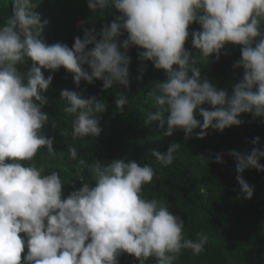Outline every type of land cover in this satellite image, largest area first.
Returning <instances> with one entry per match:
<instances>
[{
	"label": "clouds",
	"instance_id": "clouds-1",
	"mask_svg": "<svg viewBox=\"0 0 264 264\" xmlns=\"http://www.w3.org/2000/svg\"><path fill=\"white\" fill-rule=\"evenodd\" d=\"M87 7L101 16L113 9L119 15L99 33L84 28L83 38L76 37L71 48L43 40L45 24L34 0H13L12 13L0 26V264H119L124 253L139 264L153 258L157 264H175L185 249L199 256L207 237L185 239L184 221L162 202L144 197V186L156 175L151 164L113 160L87 165L80 158L94 182L70 191L59 172L45 174L36 166L41 150L49 157L57 154L54 140L43 134L50 118L42 109L49 104L45 94L54 79L46 78L44 70L65 69L77 87L81 81L101 80L105 91L128 88V50L138 48L141 63L150 61L167 74L155 84L152 94L159 107L147 120L161 128L166 124V136L180 129L186 139L203 140L210 130L241 126L244 114L264 118V0H87ZM193 24L201 28L191 33L197 56L185 47ZM226 45L241 48L234 67L243 69V78L231 94L202 77L197 67L213 56L219 59ZM140 72L142 78L143 68ZM61 97L64 113L74 117L72 139L99 137L106 104L67 89ZM127 103L128 96L119 92L117 110L123 112ZM253 144L251 152L230 153L249 200L254 188L243 173L250 168L264 172L260 137ZM179 147L173 143L166 153L152 154L166 167ZM67 151L77 160L75 146ZM215 159L224 162L221 154Z\"/></svg>",
	"mask_w": 264,
	"mask_h": 264
},
{
	"label": "trees",
	"instance_id": "trees-1",
	"mask_svg": "<svg viewBox=\"0 0 264 264\" xmlns=\"http://www.w3.org/2000/svg\"><path fill=\"white\" fill-rule=\"evenodd\" d=\"M12 3L13 0H0V26L11 15ZM34 3H37L36 11L45 24L43 40L49 45L60 42L69 48L74 45L76 37L83 38L84 28H94L99 33L105 24H110L119 15L115 9L103 16L93 13L87 7V0H34ZM199 30V24L191 25L185 44L193 56L199 53L192 47L191 33ZM126 38L127 33L121 40ZM139 51L135 47L128 50L132 61L128 88L114 86L105 91L101 80H94L92 84L81 81L77 87L72 74L65 69L51 73L44 70L46 78L52 75L54 79L45 94L49 104L42 110L50 120L43 134L54 140L57 154L53 158L41 150L42 154H38L34 161L36 166L42 167L45 174L59 172L64 180L63 188L70 191L77 189L82 182H94L88 167L79 163L80 158L87 165L95 162L107 164L113 160L151 164L156 175L151 184L144 186V197L162 202L184 221L185 239L197 241L200 234L207 237L199 256H192L193 251L185 249L175 264H264V172L250 168L243 173V178L254 188L253 198L246 199L236 179L237 162L230 155L233 150L251 152L256 147L253 144L256 137H260L259 146L264 148V118L254 119L244 114L241 126H233L222 133L210 130L203 140L195 136L186 139L180 129L171 137L164 135L167 125L161 128L159 122H150L147 117L159 107L152 93L155 84L165 81L167 74L155 69L150 61L141 63ZM240 59V46L226 45L219 59L213 56L207 65L198 64L197 67L202 77L231 94L232 87L243 78V69L234 67ZM30 63L21 70L27 71ZM141 68L143 75L139 78ZM85 70H88L87 66ZM64 89L82 93L86 98L94 96L106 104V111L99 117L102 129L99 137L72 139L74 117L63 111L65 102L61 92ZM119 92L128 96L123 112L115 106ZM204 107L211 110L208 105ZM197 119L202 122L201 117L197 116ZM173 143L180 144L173 163L162 166L152 153H166ZM70 145L77 148V160L70 158L67 151ZM217 154L223 156L222 164L216 162ZM260 163L264 165V159ZM118 259L119 264H139L127 253ZM147 264H157V261L153 258Z\"/></svg>",
	"mask_w": 264,
	"mask_h": 264
},
{
	"label": "rangeland",
	"instance_id": "rangeland-1",
	"mask_svg": "<svg viewBox=\"0 0 264 264\" xmlns=\"http://www.w3.org/2000/svg\"><path fill=\"white\" fill-rule=\"evenodd\" d=\"M232 86V85H231ZM231 88V87H230Z\"/></svg>",
	"mask_w": 264,
	"mask_h": 264
}]
</instances>
